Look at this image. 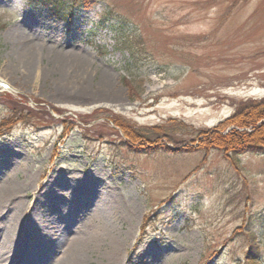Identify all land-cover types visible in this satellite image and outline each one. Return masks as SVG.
Here are the masks:
<instances>
[{"label": "rangeland", "instance_id": "1", "mask_svg": "<svg viewBox=\"0 0 264 264\" xmlns=\"http://www.w3.org/2000/svg\"><path fill=\"white\" fill-rule=\"evenodd\" d=\"M31 1L0 0V246L15 216L36 246L17 264H264V152L197 146L264 96V0H67L71 23Z\"/></svg>", "mask_w": 264, "mask_h": 264}, {"label": "trees", "instance_id": "2", "mask_svg": "<svg viewBox=\"0 0 264 264\" xmlns=\"http://www.w3.org/2000/svg\"><path fill=\"white\" fill-rule=\"evenodd\" d=\"M67 0H32L31 2H38L42 5L46 3L53 4V12L52 14L59 15L62 14V8H69L68 10V23L72 22L73 16L76 14V9L74 5H70L69 7L66 4ZM104 19H100L99 24H102ZM88 41L87 43H90ZM124 44H127L124 42ZM126 46V45H125ZM98 48L103 50L100 45H97ZM129 52V56L134 59L137 54V51H133L132 46H126ZM103 52V51H102ZM105 52V49H104ZM124 82H130L131 80L127 77H123ZM13 118L10 117L8 119H3L0 122V134H4L6 132L7 127L9 128L13 123ZM108 119L112 122V126H117L121 128L124 136L128 137L133 142L134 134L129 130V125L122 123L120 120L118 121V117L110 116ZM230 125L235 126V128L230 129L229 132L224 133V129L229 127ZM242 128V129H241ZM245 128V129H244ZM5 131H2L4 130ZM156 131L160 130V128L155 127ZM241 129V130H239ZM128 132V133H127ZM198 135H200V139L198 140V148L205 150L217 149L220 152H223L226 156H238L240 154H244L247 152L250 153H263L264 152V96L262 98H248L245 101H242L238 107H236L234 113L227 117L225 120L219 122L212 129L201 130L198 131ZM131 142V143H132ZM130 144V141L127 142ZM155 145V144H154ZM130 148L133 146L128 145ZM158 148H163L165 151H187L189 148H176L171 149L161 144H156L153 147L148 145L139 146L141 152H151L152 150H156ZM235 161V160H234ZM233 161V162H234ZM145 228V224L143 226ZM142 228V229H143ZM251 235V232H250ZM255 245L251 244V247ZM256 254H252L251 252H247L245 261L253 263L256 259Z\"/></svg>", "mask_w": 264, "mask_h": 264}, {"label": "bare ground", "instance_id": "3", "mask_svg": "<svg viewBox=\"0 0 264 264\" xmlns=\"http://www.w3.org/2000/svg\"><path fill=\"white\" fill-rule=\"evenodd\" d=\"M23 41V39H21ZM40 51L38 48H36L35 45H28V44H22L21 48L19 49V61L21 66L24 69V76H26L28 78V76L30 74H34L36 72H34L37 69V63H38V59L40 56L39 55ZM63 62V61H60ZM66 63V62H65ZM62 64V63H61ZM13 187L8 185V186H0V206L1 203L5 200V199H9V196L12 194L14 196V193L12 191ZM53 194V197H48L47 198V202H57L56 204H60V202H58V200H56L55 196H58L57 194L59 193H51ZM54 199V200H53ZM14 221L13 225H4L5 227H3L4 230V235L6 237V240H3L1 242V248L2 250L0 251V264H17L19 262H21L24 257L26 258V260H32L30 258V256H27L29 254H31L33 251H36V246L35 248L33 247V250L31 248L30 245L27 244V241L25 239V232H23L24 227L23 224L18 225L19 223L17 222V217L13 216L12 217V222ZM19 226V227H18ZM23 227V228H22ZM18 228H20L19 230H17ZM17 230V235L16 238L13 236L15 235ZM111 229H108V233L109 235L111 234ZM22 231V232H21ZM113 236V235H112ZM110 236L107 241V243H105V245L107 246L108 249H111L113 253H111V261H114L117 257H119V242L117 240L116 237H112ZM95 238L99 237L98 235L94 236ZM92 242H94L93 240H91ZM90 242V243H92ZM39 246H43V245H39ZM53 246V244H52ZM78 249H80V244L78 243ZM40 252H43L42 250H39ZM33 254V253H32ZM109 261V262H111ZM83 263V259L81 257V253H79V256L77 255L74 258L69 259L67 262H65L64 264H82Z\"/></svg>", "mask_w": 264, "mask_h": 264}]
</instances>
